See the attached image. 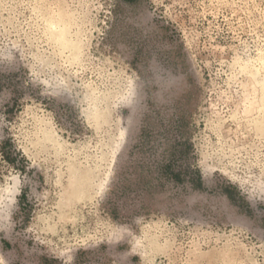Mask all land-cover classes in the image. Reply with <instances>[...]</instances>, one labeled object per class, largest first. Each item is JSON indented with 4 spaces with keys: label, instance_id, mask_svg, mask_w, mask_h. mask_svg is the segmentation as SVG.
Wrapping results in <instances>:
<instances>
[{
    "label": "rangeland",
    "instance_id": "1",
    "mask_svg": "<svg viewBox=\"0 0 264 264\" xmlns=\"http://www.w3.org/2000/svg\"><path fill=\"white\" fill-rule=\"evenodd\" d=\"M0 264H264V0H0Z\"/></svg>",
    "mask_w": 264,
    "mask_h": 264
},
{
    "label": "trees",
    "instance_id": "2",
    "mask_svg": "<svg viewBox=\"0 0 264 264\" xmlns=\"http://www.w3.org/2000/svg\"><path fill=\"white\" fill-rule=\"evenodd\" d=\"M0 153L4 160L17 168L24 169L25 164L28 163L23 154L16 149L10 140L0 141Z\"/></svg>",
    "mask_w": 264,
    "mask_h": 264
}]
</instances>
